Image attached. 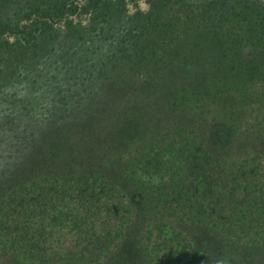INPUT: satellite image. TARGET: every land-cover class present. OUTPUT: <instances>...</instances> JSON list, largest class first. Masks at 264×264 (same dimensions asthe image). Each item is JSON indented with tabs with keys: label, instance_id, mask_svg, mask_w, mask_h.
<instances>
[{
	"label": "trees",
	"instance_id": "trees-1",
	"mask_svg": "<svg viewBox=\"0 0 264 264\" xmlns=\"http://www.w3.org/2000/svg\"><path fill=\"white\" fill-rule=\"evenodd\" d=\"M118 1L137 9L141 0H34L2 25L0 46ZM182 6L173 29L199 26L200 15ZM201 17L200 41L182 56L171 37L147 49L159 68L140 83L116 84L94 57L64 58L60 87L48 59L0 85V258L249 264L227 246L197 248L183 227L264 246V147L256 146L264 143V0H205ZM201 43L205 53L194 52ZM190 59H203L199 84L185 79ZM242 141L256 148L239 160L210 152Z\"/></svg>",
	"mask_w": 264,
	"mask_h": 264
},
{
	"label": "rangeland",
	"instance_id": "rangeland-1",
	"mask_svg": "<svg viewBox=\"0 0 264 264\" xmlns=\"http://www.w3.org/2000/svg\"><path fill=\"white\" fill-rule=\"evenodd\" d=\"M199 1L141 0L137 9L118 1L114 2L110 10L96 13L86 21L72 18L63 25L42 28L34 38L10 39L0 46V85L5 86L13 81V78L17 80L18 75H20L19 80H24L22 78L27 75L28 70L35 69L37 61L43 64L48 59L57 71L52 73L55 75L53 81L56 86L60 87L65 78L62 68L60 70L64 58L73 62L91 63V59L94 57L97 59L95 63L97 69L109 72L113 76L112 81L116 84L140 83L147 78L146 73L149 74L150 68L159 66V64H155L154 58L143 56L148 53L147 49L153 44L161 45V40L165 36L166 38H175V45L171 47L177 48L181 55L186 53L187 49H191L192 43L200 41L196 40L195 36L205 30V19L201 17L205 11V0ZM29 2H34V0H0V28L4 23H15L17 21L16 14L20 8H26ZM182 4V8L191 5L194 14L200 15L199 26L198 24L192 26L190 30L178 29L176 26L173 29L170 21L181 9ZM153 15L161 16V21L154 18L151 27H149L150 30L144 29V24L148 25V21ZM180 17L183 21L187 19L184 13H181ZM160 24L164 26H160ZM115 48L118 49L115 50ZM166 50L173 55V51L171 52L168 48ZM193 51L205 53V46L201 43ZM247 54L248 50H245L244 55ZM106 55L110 56V60L104 59ZM100 58H103L104 65L99 64V61L102 60ZM196 61L190 59L188 65L185 64L184 68L190 69V72L185 71V79L189 83L199 84L204 78L201 77L203 73L201 67H204V62L203 59L200 62ZM181 65L183 63H179L178 67L182 68ZM39 74L35 73L34 78L37 79ZM44 88L45 86L42 84L36 89L37 93L44 91ZM256 146L264 147V143L256 142ZM246 147L249 150L256 148L255 144L247 145V142L242 141V144L235 142L231 152L220 151L214 147H210V152L215 156L239 160L247 156L244 150ZM183 228L190 234L199 249L207 248L209 250L216 247L219 250L227 246L230 247L232 253L238 256L235 258L240 262L264 264V246L260 244L249 241L238 242L223 234L219 229L208 226L186 224ZM11 260H14L11 264H29L25 260L17 259V261L5 255L0 258V264H10Z\"/></svg>",
	"mask_w": 264,
	"mask_h": 264
}]
</instances>
